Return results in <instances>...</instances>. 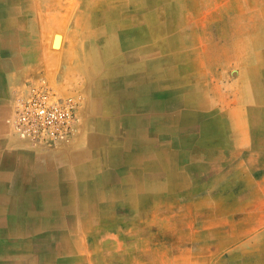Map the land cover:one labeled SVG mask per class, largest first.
<instances>
[{
    "label": "crops",
    "instance_id": "1",
    "mask_svg": "<svg viewBox=\"0 0 264 264\" xmlns=\"http://www.w3.org/2000/svg\"><path fill=\"white\" fill-rule=\"evenodd\" d=\"M102 1L0 0V264H264V0Z\"/></svg>",
    "mask_w": 264,
    "mask_h": 264
},
{
    "label": "built area",
    "instance_id": "2",
    "mask_svg": "<svg viewBox=\"0 0 264 264\" xmlns=\"http://www.w3.org/2000/svg\"><path fill=\"white\" fill-rule=\"evenodd\" d=\"M77 106L75 97L58 93L48 78L40 77L18 98L14 129L32 144L70 140L78 124Z\"/></svg>",
    "mask_w": 264,
    "mask_h": 264
},
{
    "label": "bare ground",
    "instance_id": "3",
    "mask_svg": "<svg viewBox=\"0 0 264 264\" xmlns=\"http://www.w3.org/2000/svg\"><path fill=\"white\" fill-rule=\"evenodd\" d=\"M3 1V0H2ZM102 1V0H101ZM121 1V0H120ZM157 1V0H156ZM93 2V1H92ZM102 2H104V1H102ZM91 4H93V3H91ZM98 5V4H97ZM107 5V4H106ZM116 5V4H115ZM131 5V4H130ZM129 5V6H130ZM94 6H96V5H94ZM101 6V5H100ZM145 6V5H144ZM111 7V6H110ZM87 9V8H86ZM97 9V8H96ZM122 9V8H121ZM143 9V8H142ZM98 10V9H97ZM126 10V9H125ZM155 11V10H154ZM158 13V12H157ZM139 14V13H138ZM67 17V16H66ZM162 17V16H161ZM130 19V18H129ZM123 20V19H122ZM126 20V19H125ZM161 31V30H160ZM131 34V33H130ZM120 36V35H119ZM125 36V35H124ZM62 36L60 35L59 36V38H58V43L56 44V47L57 46H59V45H61L62 44V38H61ZM57 38V37H56ZM92 38V37H91ZM143 39V38H142ZM92 40V39H91ZM137 40H139V39H137ZM92 42V41H91ZM101 42V41H100ZM163 43V42H162ZM75 44V43H74ZM164 44V43H163ZM112 45V44H111ZM167 46V45H166ZM73 48V47H72ZM77 48V47H76ZM165 49V48H164ZM88 50V49H87ZM157 50V49H156ZM163 50V49H162ZM76 51V50H75ZM90 54V53H89ZM136 56V55H135ZM93 57H95V56H93ZM97 58V57H96ZM139 58V57H138ZM134 59V58H133ZM98 61V60H97ZM96 62V61H95ZM92 64V63H91ZM94 64V63H93ZM97 64V63H96ZM96 64H94V65H96ZM151 64V63H150ZM98 65V64H97ZM77 66V65H76ZM99 66V65H98ZM93 67V66H92ZM101 68V67H100ZM103 68V67H102ZM175 68V67H174ZM99 69V68H98ZM96 70V69H95ZM100 70V69H99ZM200 71V70H199ZM95 72V71H94ZM97 72H98V70H97ZM99 74V73H98ZM190 78V77H189ZM111 81V80H110ZM112 81H113V79H112ZM123 85V84H122ZM150 85V84H149ZM142 88V87H141ZM56 89V88H55ZM201 91V90H200ZM201 93V92H200ZM123 96H125V95H123ZM121 101V100H120ZM57 144V143H56ZM120 157V156H119ZM111 158V157H110Z\"/></svg>",
    "mask_w": 264,
    "mask_h": 264
},
{
    "label": "rangeland",
    "instance_id": "4",
    "mask_svg": "<svg viewBox=\"0 0 264 264\" xmlns=\"http://www.w3.org/2000/svg\"><path fill=\"white\" fill-rule=\"evenodd\" d=\"M196 2V1H195Z\"/></svg>",
    "mask_w": 264,
    "mask_h": 264
}]
</instances>
